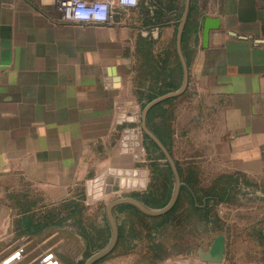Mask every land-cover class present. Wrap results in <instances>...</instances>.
Here are the masks:
<instances>
[{"label":"crops","instance_id":"obj_1","mask_svg":"<svg viewBox=\"0 0 264 264\" xmlns=\"http://www.w3.org/2000/svg\"><path fill=\"white\" fill-rule=\"evenodd\" d=\"M117 11L108 25L62 24L58 0H0V255L43 235L27 255L45 257L66 229L50 225L52 211L88 204L89 182L111 169H145L142 112L183 85L186 16L188 88L156 105L148 126L167 136L196 203L226 193L219 221L174 222L149 242L135 237L139 218L116 211L131 250L101 264H212L199 253L219 235L220 264H264V0H141ZM207 20L220 28L205 45ZM147 169L145 191L118 196L141 200Z\"/></svg>","mask_w":264,"mask_h":264},{"label":"water","instance_id":"obj_2","mask_svg":"<svg viewBox=\"0 0 264 264\" xmlns=\"http://www.w3.org/2000/svg\"><path fill=\"white\" fill-rule=\"evenodd\" d=\"M186 16L181 22L180 30L178 33V44H179V52L182 59V64L184 68V82L182 87L171 94L165 95L161 98H158L151 103H149L142 112V131L150 140H152L160 149L163 156L165 157L166 162L169 164L171 172L174 176V190L172 197L169 201V203L161 208V209H152L148 207L145 203H143L141 200L134 198V197H120L117 198L111 202H109L106 205L105 213H106V220L110 227L111 231V238L107 246L101 250H98L97 252H94L84 264H96L100 262L101 260L108 257L117 247L119 238H120V228L119 224L116 218V211L120 206L123 205H129L134 208H136L138 211H140L143 215L149 216V217H160L163 215H166L169 213L177 204L179 197L181 195L182 188L184 187V184L182 182V178L177 166V163L175 162L173 156L171 155L169 149L167 146L162 142V140L157 136V134L151 130L148 126V115L152 111V109L158 105L159 103L172 99L177 98L181 95H183L189 85V68L185 60L183 59L182 53H181V43H182V36L185 30V24H186ZM214 20H207L204 28V39H205V45H208L210 35L214 30H219L220 24L218 21L213 22ZM109 175L115 177V182L113 184L104 185V182H98L97 180L90 181V190L93 188L94 183L96 184V187H101L100 191L104 190L105 192H101L100 198L93 197L90 191L88 201L92 202L94 200L102 199L104 195H109L112 193H120L123 191H139V190H146L147 189V183H148V171L145 169H133V170H121V169H111L109 171ZM98 179V178H97ZM95 187V186H94ZM104 187V188H103ZM92 196V197H91ZM243 216H247V212L241 213ZM34 241L30 245L22 246L20 248L15 249L13 252L10 253H3L0 255V262H3V264H78L77 259L72 260L70 257H68L66 254L61 253L58 250H55L53 252H50L47 256L34 260L35 256L32 257H26L28 250L32 248L33 245L39 243L43 239L42 236L34 237ZM226 238L224 235H219L214 240L210 250L208 252H203V250L200 251L199 256L200 258L208 263L212 264H220L223 262L226 252ZM82 251L79 252V254ZM78 254V255H79ZM57 258V259H56ZM77 258V257H76Z\"/></svg>","mask_w":264,"mask_h":264},{"label":"trees","instance_id":"obj_3","mask_svg":"<svg viewBox=\"0 0 264 264\" xmlns=\"http://www.w3.org/2000/svg\"><path fill=\"white\" fill-rule=\"evenodd\" d=\"M185 38V37H184ZM165 94V93H163ZM160 94V95H163ZM159 96H154L148 100L151 102L153 99ZM158 136L161 140L167 144L166 135L158 133ZM146 138V148L148 153L149 165L148 168L151 171V182L149 185V189L142 196L138 195L141 200L152 209H161L165 207L173 194L174 190V176L171 172L170 166L166 163L165 167L160 166L159 160L165 159L162 152L158 148V146L150 140L147 136ZM178 166V164H177ZM179 169V167H178ZM180 172V169H179ZM181 175V174H180ZM182 178V177H181ZM165 181V186L162 185V182ZM203 191V190H202ZM216 195L212 196L209 200H213V203L204 204L202 202V198L197 194L198 202H195L194 196L186 189L182 188L181 195L176 206L166 215L160 217H149L143 215L136 208L123 205L117 209V212L120 214L126 213L129 216L140 219L139 230L135 229L133 231L135 233V237L139 238L140 236L147 239L149 242L152 240L153 233L158 232L159 229L165 228L168 225L174 222H183L184 220H195L201 223H218V217L215 211V208L222 203L225 199L226 193L224 195L214 192ZM202 195V194H201ZM85 203L82 205L75 204L69 202L51 213V222L50 225L56 227H64L67 218H73V216H79L82 212H84ZM65 212V214H63ZM105 226L103 231H101L100 238L96 241H102L103 244L101 248L109 243V239L111 238L110 227L107 223L106 216H104ZM134 221V220H132ZM135 224V222H133ZM135 226V225H134ZM38 228V227H37ZM43 228H38V231H41ZM142 229V230H141ZM88 237V236H87ZM128 236L124 235V229L120 228V238L117 247L115 250L105 259L101 260L96 264H101L103 261L111 258L118 253L121 254L123 252L128 253L131 250L129 246ZM91 243H94V240L91 238ZM98 244V243H97Z\"/></svg>","mask_w":264,"mask_h":264},{"label":"rangeland","instance_id":"obj_4","mask_svg":"<svg viewBox=\"0 0 264 264\" xmlns=\"http://www.w3.org/2000/svg\"><path fill=\"white\" fill-rule=\"evenodd\" d=\"M161 160H162V165L165 166L167 163L166 160L165 159H161ZM140 163L141 166L145 167V170L148 171L147 168L149 165V160L146 163L143 162ZM148 175H149V171H148ZM99 177L101 178V175ZM102 177H105V179L103 178L104 185L113 184L115 182V177L109 175L108 172L107 174H104ZM96 184L97 183H94L95 187L93 186V188H91L90 191L93 197L95 196L96 198H100L101 197L100 195L103 194L105 191L104 190L100 191L101 187H96ZM118 197L120 198V196H118V193H112L109 195H104L102 199H99L97 201L94 200L92 202H89L88 199H85V201H88L87 202L88 204L85 203L84 212H82L79 216H73V218L70 217L67 218V221L64 224L66 229L61 235L63 237L62 242H59V239L50 242L48 247L49 252H53L55 250L58 251L66 250L67 252H70V254H73L76 253L78 250H80L82 252L77 256L76 259L78 264H84L86 260L94 252H97L98 250L105 248L107 245L101 248L103 245L101 243L102 241L99 240L96 241V240L100 238L101 231H103V228L105 226L104 216H105L106 204L117 199ZM94 207H98V208L94 209ZM91 238L94 240L95 244L91 243Z\"/></svg>","mask_w":264,"mask_h":264},{"label":"built area","instance_id":"obj_5","mask_svg":"<svg viewBox=\"0 0 264 264\" xmlns=\"http://www.w3.org/2000/svg\"><path fill=\"white\" fill-rule=\"evenodd\" d=\"M140 2L141 0H58L59 22L108 25L113 22L119 8H135Z\"/></svg>","mask_w":264,"mask_h":264},{"label":"bare ground","instance_id":"obj_6","mask_svg":"<svg viewBox=\"0 0 264 264\" xmlns=\"http://www.w3.org/2000/svg\"><path fill=\"white\" fill-rule=\"evenodd\" d=\"M79 248V247H78ZM65 251V252H64ZM60 251L61 253L66 254L68 257H70L72 260H76V257L78 256L80 250H78L76 253L70 254V252H67L66 250ZM49 254V253H48ZM46 254V256L48 255ZM57 259V258H56Z\"/></svg>","mask_w":264,"mask_h":264}]
</instances>
